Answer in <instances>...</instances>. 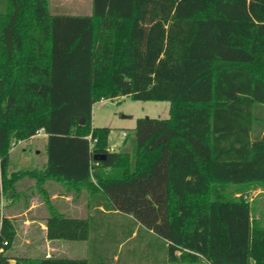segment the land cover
Wrapping results in <instances>:
<instances>
[{"label":"trees","instance_id":"obj_1","mask_svg":"<svg viewBox=\"0 0 264 264\" xmlns=\"http://www.w3.org/2000/svg\"><path fill=\"white\" fill-rule=\"evenodd\" d=\"M4 1L0 207L22 176L40 188L52 178L103 209L71 217L46 200L49 239L117 246L143 229L170 262L264 264V228L244 195L224 192L264 183V0H92L89 16L53 14L50 0ZM123 97L170 103L167 119L137 120L133 154L112 150L111 129L92 123L95 104ZM41 130L46 168L10 172L14 144ZM0 234L7 251L16 231L1 209Z\"/></svg>","mask_w":264,"mask_h":264},{"label":"crops","instance_id":"obj_2","mask_svg":"<svg viewBox=\"0 0 264 264\" xmlns=\"http://www.w3.org/2000/svg\"><path fill=\"white\" fill-rule=\"evenodd\" d=\"M92 11L93 6L90 14L82 16H89ZM38 136H42L44 139L35 144L34 148L29 149L27 145H24L22 151L16 153L20 144L24 142L32 144V140ZM47 144L48 134L41 132L15 145L10 153L9 171L44 170L48 163ZM115 147L110 142V148L115 150ZM93 181L95 180L93 179ZM46 200H49L57 210L71 217L92 219L96 216L97 210L103 209L98 206V200L86 190H82L78 194L61 181L52 178L46 179L43 182V187L40 188L37 186L36 177L33 175L22 176L16 182L15 189L8 190L2 196V213L12 221L16 231V239L9 249L13 256L7 262L15 261L14 257L19 255L34 258L51 256L86 258L90 264H188L179 260L170 262L163 241H157L155 246H149V238L153 236V233L149 231L141 232L148 241H142L141 246L133 247H126V245L138 236L137 231L117 246L113 245V242L101 246L98 243H90L89 240L49 239L46 224L49 209ZM19 237L24 239V246L29 249L25 251L29 253L28 255L18 254L21 250L16 244ZM146 253L148 256L145 255ZM176 254L179 256L180 251H177ZM198 264L206 263L203 261Z\"/></svg>","mask_w":264,"mask_h":264},{"label":"rangeland","instance_id":"obj_3","mask_svg":"<svg viewBox=\"0 0 264 264\" xmlns=\"http://www.w3.org/2000/svg\"><path fill=\"white\" fill-rule=\"evenodd\" d=\"M50 7L52 13L54 14L64 13L70 15L77 13L81 15H88L91 12L92 0H50ZM4 10L5 1L3 5H0V11ZM169 110L170 103L168 102L133 101L128 97L116 100H106L94 105L93 126L94 128H110V142L114 147L116 146L114 149L116 151L123 150L133 154L134 129L136 127L137 120L140 118L167 119L169 117ZM43 139L44 137L38 136L32 140V144L27 142L20 144L16 153H20L22 151V146L24 145H27V148L29 149L34 148L35 144H38L39 141H42ZM224 192L229 193L231 196L244 195L250 203V216L253 225L264 228V183L254 182L245 185L230 184L225 188ZM119 219L128 221L129 217L120 216ZM142 231L143 229H141V232ZM142 233H140L138 238L127 244L126 247L141 246L140 243L142 241H148ZM16 244L21 249L18 254H29L25 252L29 249L24 246L23 238L19 237ZM145 255L148 256L147 253ZM4 256L10 258L13 255H11V252L8 249ZM16 257L20 256L18 255ZM15 263L16 260L9 262V264Z\"/></svg>","mask_w":264,"mask_h":264},{"label":"built area","instance_id":"obj_4","mask_svg":"<svg viewBox=\"0 0 264 264\" xmlns=\"http://www.w3.org/2000/svg\"><path fill=\"white\" fill-rule=\"evenodd\" d=\"M41 132H44L43 130L40 131ZM39 133V134H40ZM88 139L91 140L92 143H95L97 141V139H92V136L89 135L88 136ZM21 141L18 142V144L20 143ZM17 145V144H14V146ZM13 146V147H14ZM2 206V205H1ZM1 209V207H0ZM1 212H2V209H1ZM9 245V241L6 239V238H3L1 237V234H0V256L1 255H5V252H6V247ZM0 264H9V262H1L0 261Z\"/></svg>","mask_w":264,"mask_h":264},{"label":"water","instance_id":"obj_5","mask_svg":"<svg viewBox=\"0 0 264 264\" xmlns=\"http://www.w3.org/2000/svg\"><path fill=\"white\" fill-rule=\"evenodd\" d=\"M95 157L98 159H104L106 157V154H97Z\"/></svg>","mask_w":264,"mask_h":264}]
</instances>
